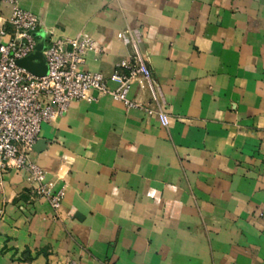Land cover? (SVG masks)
Listing matches in <instances>:
<instances>
[{
	"label": "crops",
	"instance_id": "1",
	"mask_svg": "<svg viewBox=\"0 0 264 264\" xmlns=\"http://www.w3.org/2000/svg\"><path fill=\"white\" fill-rule=\"evenodd\" d=\"M18 1L40 42L90 33L83 68L106 77L130 32L170 122L104 94L43 123L32 157L65 189L60 217L7 170L0 264H264V0Z\"/></svg>",
	"mask_w": 264,
	"mask_h": 264
},
{
	"label": "built area",
	"instance_id": "2",
	"mask_svg": "<svg viewBox=\"0 0 264 264\" xmlns=\"http://www.w3.org/2000/svg\"><path fill=\"white\" fill-rule=\"evenodd\" d=\"M4 3L12 6L9 18L2 14ZM39 27L38 16L23 8L18 0H0V187L7 170L24 171L32 194L46 199L59 218L65 189H55L47 180L45 169L32 157L43 123L65 114L75 100H95L104 94L127 108H143L156 114L162 126H168L170 119L147 59L130 32L120 31L118 38L131 47L132 54L119 60L109 77L83 68L86 54L96 50V41L88 32L74 37L51 36L45 41L42 54L47 72L39 75L18 63L35 53L40 42ZM108 80L116 86L110 87ZM136 80L148 88V104L129 97Z\"/></svg>",
	"mask_w": 264,
	"mask_h": 264
},
{
	"label": "water",
	"instance_id": "3",
	"mask_svg": "<svg viewBox=\"0 0 264 264\" xmlns=\"http://www.w3.org/2000/svg\"><path fill=\"white\" fill-rule=\"evenodd\" d=\"M43 48H44V42H39L36 47L35 53L26 58L19 60L18 63L36 74L39 75L46 74L47 66L45 64L42 54Z\"/></svg>",
	"mask_w": 264,
	"mask_h": 264
}]
</instances>
